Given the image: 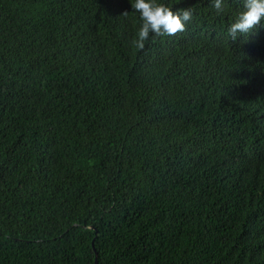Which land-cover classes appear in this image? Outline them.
<instances>
[{
	"label": "trees",
	"instance_id": "trees-1",
	"mask_svg": "<svg viewBox=\"0 0 264 264\" xmlns=\"http://www.w3.org/2000/svg\"><path fill=\"white\" fill-rule=\"evenodd\" d=\"M157 2L0 0V264H264V26Z\"/></svg>",
	"mask_w": 264,
	"mask_h": 264
},
{
	"label": "clouds",
	"instance_id": "clouds-1",
	"mask_svg": "<svg viewBox=\"0 0 264 264\" xmlns=\"http://www.w3.org/2000/svg\"><path fill=\"white\" fill-rule=\"evenodd\" d=\"M135 12L140 13L143 21L134 44L143 49L145 42L152 35L153 39L160 36H175L186 31L187 23L193 18L191 7L173 10V8L158 3L157 0H132ZM211 6L217 14L225 12V0H211ZM125 15L127 14L124 13ZM264 26V0H243V10L237 19L230 24L228 34L235 41L238 35H247Z\"/></svg>",
	"mask_w": 264,
	"mask_h": 264
},
{
	"label": "water",
	"instance_id": "water-1",
	"mask_svg": "<svg viewBox=\"0 0 264 264\" xmlns=\"http://www.w3.org/2000/svg\"><path fill=\"white\" fill-rule=\"evenodd\" d=\"M96 263H97V260H96Z\"/></svg>",
	"mask_w": 264,
	"mask_h": 264
}]
</instances>
